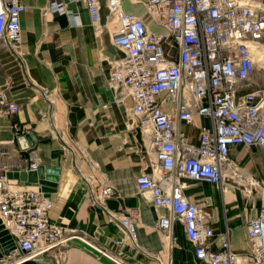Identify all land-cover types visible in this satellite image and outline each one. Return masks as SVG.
I'll list each match as a JSON object with an SVG mask.
<instances>
[{"label":"built area","instance_id":"built-area-1","mask_svg":"<svg viewBox=\"0 0 264 264\" xmlns=\"http://www.w3.org/2000/svg\"><path fill=\"white\" fill-rule=\"evenodd\" d=\"M69 2L83 3L98 35L102 33V4L107 8V28L119 51L107 59V86L117 102L131 101L126 105L128 125L139 129L148 155L135 184L139 192L149 195L155 208L168 209V215H158L156 220L164 249L170 251L175 244L173 227L179 222L197 261L264 264V207L248 221L249 247L240 254L231 250L228 238L219 249L209 247L214 236L210 214L185 195L188 181L215 184L221 191L231 185L246 194L264 186L263 180L248 179L229 156L231 147L238 145L264 149V89H250V76L261 61L256 51L264 46V1L147 0V13L163 28L160 31L151 29L142 17L124 11L121 0ZM61 7L55 0L48 5L53 13H60ZM24 10L21 0H0V49L4 45L18 49ZM38 89L53 115L52 91ZM168 101L170 110L165 109ZM17 109L0 90V113ZM196 116L207 119L208 124L201 126L198 140L193 142L179 135L177 122L192 123ZM37 167L33 153L29 159L0 157V223L15 245L0 264L42 256L66 246L73 237L115 264H130L84 233H74L52 221V201L40 184L16 186L11 176L14 172ZM90 192L91 203L120 233L115 243L127 242L132 250L138 249L135 209H109L106 201L115 190L108 183L98 192ZM58 257H64L63 249Z\"/></svg>","mask_w":264,"mask_h":264},{"label":"crops","instance_id":"crops-1","mask_svg":"<svg viewBox=\"0 0 264 264\" xmlns=\"http://www.w3.org/2000/svg\"><path fill=\"white\" fill-rule=\"evenodd\" d=\"M51 1L21 0L25 10L20 16L18 49L13 51L5 45L0 49V90L18 106L17 110L0 113V157L29 159L33 153L38 166L58 168L55 187L47 193L52 201L50 219L74 233H84L130 264H206L195 259L193 246L179 222L173 227L175 244L170 251L164 249L156 220L158 215H168V209L155 208L149 195L136 187L135 177L146 165L148 155L139 129L128 125L126 105L131 101L117 102L107 86V59L119 55L107 28V8L102 4V33L98 35L82 2L55 0L62 7L60 13H53L48 8ZM146 1L121 0L124 11L142 17L155 31L163 30L151 21ZM39 87L52 91L53 115ZM170 108L168 101L165 109ZM207 124V119L196 116L192 123L179 120L177 129L180 136L197 142L201 126ZM229 156L248 179L264 182V149L238 145L231 147ZM13 179L18 187L35 184ZM105 183L115 190L106 201L109 209L131 207L137 213L136 250L127 242L115 243L120 237L115 224L91 203V189L98 192ZM187 183V198L210 214L208 222L214 236L209 247L219 249L228 238L232 251L246 253V226L264 207V186L246 194L231 185L221 191L218 185L203 181ZM62 249L64 257L60 258L58 251ZM38 261L115 264L79 239L69 240Z\"/></svg>","mask_w":264,"mask_h":264},{"label":"water","instance_id":"water-1","mask_svg":"<svg viewBox=\"0 0 264 264\" xmlns=\"http://www.w3.org/2000/svg\"><path fill=\"white\" fill-rule=\"evenodd\" d=\"M28 142L33 145V141L29 134L25 135ZM59 169L48 165H40L36 170L14 172L11 176L18 178L21 182L35 183L41 185V190L46 194L51 192L55 187L58 180ZM48 195V194H47ZM15 247L12 238L7 233V230L3 228L0 223V258L5 254L13 250ZM40 256L33 259H29L21 264H44L38 261Z\"/></svg>","mask_w":264,"mask_h":264},{"label":"rangeland","instance_id":"rangeland-1","mask_svg":"<svg viewBox=\"0 0 264 264\" xmlns=\"http://www.w3.org/2000/svg\"><path fill=\"white\" fill-rule=\"evenodd\" d=\"M250 81V89H264V61L257 62L256 68L250 76Z\"/></svg>","mask_w":264,"mask_h":264},{"label":"bare ground","instance_id":"bare-ground-1","mask_svg":"<svg viewBox=\"0 0 264 264\" xmlns=\"http://www.w3.org/2000/svg\"><path fill=\"white\" fill-rule=\"evenodd\" d=\"M256 54H257V58L258 60H261V61H264V46L259 48L257 51H256ZM71 239H77L76 237H73ZM70 239V240H71ZM69 241V240H68ZM86 244V243H85ZM90 246V245H89ZM91 247V246H90ZM25 261H28V260H25ZM25 261H22V262H18L17 264H21V263H24Z\"/></svg>","mask_w":264,"mask_h":264}]
</instances>
